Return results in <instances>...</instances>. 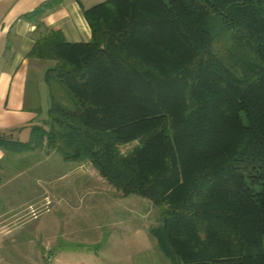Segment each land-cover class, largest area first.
<instances>
[{
    "label": "trees",
    "instance_id": "obj_1",
    "mask_svg": "<svg viewBox=\"0 0 264 264\" xmlns=\"http://www.w3.org/2000/svg\"><path fill=\"white\" fill-rule=\"evenodd\" d=\"M58 1L23 16L27 57L53 63L47 118L0 149L89 163L149 200L177 264H264V0H107L83 10L82 43L40 22Z\"/></svg>",
    "mask_w": 264,
    "mask_h": 264
},
{
    "label": "crops",
    "instance_id": "obj_2",
    "mask_svg": "<svg viewBox=\"0 0 264 264\" xmlns=\"http://www.w3.org/2000/svg\"><path fill=\"white\" fill-rule=\"evenodd\" d=\"M49 1L0 0V131L21 143L28 142L30 126L45 119L40 99L46 93L45 71L53 65L27 57L34 43L36 22L23 16ZM105 1L59 0L45 10L40 22L47 28L60 30L69 43L89 42L91 30L83 10ZM30 78L35 87L32 93L28 88ZM45 95L49 102L48 90ZM38 150L40 154H30ZM38 150L9 157L8 152L0 149V264L135 261L142 251L131 244L133 234L124 231L128 225L125 222L86 221L84 217L80 220L76 213L83 209L93 212V206L90 211V207L65 205L64 213L75 212L65 220H58L53 210H46L47 177L33 171L57 153ZM46 215L48 221L43 220ZM149 229L143 231L150 246L145 251L156 253L157 243L149 235Z\"/></svg>",
    "mask_w": 264,
    "mask_h": 264
},
{
    "label": "rangeland",
    "instance_id": "obj_3",
    "mask_svg": "<svg viewBox=\"0 0 264 264\" xmlns=\"http://www.w3.org/2000/svg\"><path fill=\"white\" fill-rule=\"evenodd\" d=\"M32 80V78L29 80L30 93L35 88ZM43 88H45L46 91L44 92L46 93L40 100L42 115L46 119L49 102L45 95L47 94V87L44 86ZM133 146L123 148L122 152L130 150ZM40 153L41 151L38 150L37 153L30 154L37 155ZM15 155L8 154L9 157ZM33 172L44 174V177H47V197L44 199V207H46V210L48 208L53 210L52 213H55L58 220H65L71 214H75V212L71 214L64 213L62 209L65 205L72 204L85 208L90 207V211L91 206L95 208L93 212H85V209H83V212H77L79 219L84 217L86 221L95 222L114 220L128 224L126 225L127 230L124 231L133 234L130 237L131 244L137 251L142 252L136 257L135 261L126 264H177L175 260L167 258L158 247L156 253L145 251L149 250L150 246L143 231L155 228L159 224V211L149 200L135 195L124 197L101 178L89 163L65 162L59 155L50 157L40 168ZM117 206L121 207L117 208ZM48 216L46 215L43 220L48 221ZM135 234L136 236H134Z\"/></svg>",
    "mask_w": 264,
    "mask_h": 264
}]
</instances>
